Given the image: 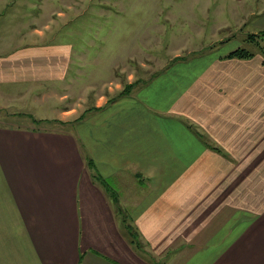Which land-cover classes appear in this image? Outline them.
<instances>
[{"label": "crops", "instance_id": "crops-1", "mask_svg": "<svg viewBox=\"0 0 264 264\" xmlns=\"http://www.w3.org/2000/svg\"><path fill=\"white\" fill-rule=\"evenodd\" d=\"M176 2L162 10L210 38L264 31V0ZM235 39L110 103L100 95L74 130L0 124V264H264V50L228 57ZM73 52L0 53V84L41 97L40 119L72 114L35 88L66 81Z\"/></svg>", "mask_w": 264, "mask_h": 264}, {"label": "rangeland", "instance_id": "rangeland-1", "mask_svg": "<svg viewBox=\"0 0 264 264\" xmlns=\"http://www.w3.org/2000/svg\"><path fill=\"white\" fill-rule=\"evenodd\" d=\"M166 2L173 4V0H0V53L38 42L69 43L75 53L66 81L35 88L39 96L48 95L47 103L75 108L72 114L55 109L57 113H48L56 114L52 120L38 123L32 112L46 114L44 105L34 103L39 104L41 97L30 94L28 99L24 96L28 91L20 94L7 89L12 84H0V124L74 130L81 116L98 109L100 95L110 103L126 86L133 85L134 90L153 80L177 59L207 53L215 43L210 40L236 36L252 52H263L264 38L248 41L251 33L235 27H215L212 33H218L210 38L209 27L186 24L184 13L175 16L173 7L162 10ZM152 254L156 263L157 255Z\"/></svg>", "mask_w": 264, "mask_h": 264}, {"label": "trees", "instance_id": "trees-1", "mask_svg": "<svg viewBox=\"0 0 264 264\" xmlns=\"http://www.w3.org/2000/svg\"><path fill=\"white\" fill-rule=\"evenodd\" d=\"M260 37L264 38V31H260L259 33H251V34H249L248 37H247V40L256 42L257 39L260 38ZM253 55H254V53L251 50L247 49L244 46H240V47L236 48L235 50L231 51L227 56L228 57L249 58V57H252ZM132 87H133V85H129V87L126 86L125 89L121 92L119 97L124 96L126 94H129L131 92V90H132ZM84 117L85 116L83 115L80 118L82 119ZM35 120H38L37 121L38 123H41V122L47 123V122H49L48 119L45 120V119L35 118ZM57 123L64 124L63 121H58ZM124 220H125L124 221L125 228H126L128 234H129V237H130L131 241L134 244H136V246H138V247L141 246L142 240H141V237L139 235V232L136 230L135 226L130 221H128L127 218H125Z\"/></svg>", "mask_w": 264, "mask_h": 264}]
</instances>
